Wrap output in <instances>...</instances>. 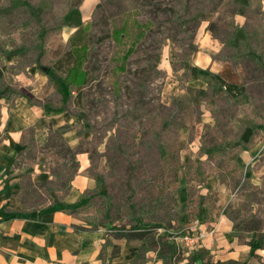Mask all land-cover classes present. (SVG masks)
<instances>
[{
    "label": "rangeland",
    "instance_id": "obj_1",
    "mask_svg": "<svg viewBox=\"0 0 264 264\" xmlns=\"http://www.w3.org/2000/svg\"><path fill=\"white\" fill-rule=\"evenodd\" d=\"M95 2L85 13V0H0V101L65 109L23 133L26 205L52 204L63 196L52 189L70 184L80 162L58 145L67 125L92 163L74 224H98L102 236L78 263L131 264L141 241L119 230L139 224L176 242L175 264H201V227L221 215L240 243L264 244V0ZM80 26L89 81L65 103L59 82ZM250 246L238 259L205 258L264 264V248ZM149 261L164 264L159 250Z\"/></svg>",
    "mask_w": 264,
    "mask_h": 264
},
{
    "label": "crops",
    "instance_id": "obj_2",
    "mask_svg": "<svg viewBox=\"0 0 264 264\" xmlns=\"http://www.w3.org/2000/svg\"><path fill=\"white\" fill-rule=\"evenodd\" d=\"M95 1L85 0V13ZM17 106L16 110L11 111L9 106L0 101V264H80L79 258L90 256L94 248L98 249L96 239L102 237L98 229L78 232L74 214L69 211H47L33 219L10 216L12 213L9 211L24 208L25 195L20 170L26 168L15 166L18 152L23 148V133L39 122L56 123L59 117L47 114L45 108L37 107L24 98ZM63 133L71 147L79 145L77 133L72 130ZM77 157L80 167L65 199L67 203L77 202L93 184V179L87 173L92 164L89 154L81 152ZM26 173H29L28 169ZM34 177L39 180L37 176ZM221 203H225L224 200ZM209 223L201 227L204 228V245L217 258L223 261L238 259L250 252V244L239 242L229 217L221 215Z\"/></svg>",
    "mask_w": 264,
    "mask_h": 264
},
{
    "label": "trees",
    "instance_id": "obj_3",
    "mask_svg": "<svg viewBox=\"0 0 264 264\" xmlns=\"http://www.w3.org/2000/svg\"><path fill=\"white\" fill-rule=\"evenodd\" d=\"M87 34V27L85 26H80L78 27L74 33L73 36L70 38V50L68 51V56L70 57V60L73 61L72 66L67 70V74L64 78L60 79L59 85H60V90H62V94H63V101L65 103H68L71 101L72 99V93L73 90H71L72 86H84L88 83L89 81V72L88 69L85 68L87 61V57H86V50L87 47L85 46V37ZM76 52L78 54H76ZM44 73H47L48 76L51 77V79H54V76L52 75L50 70H46ZM204 92V90H202ZM205 93V92H204ZM49 114H53V115H60L61 113H63L65 111V109L61 108V109H57V110H50L47 109ZM69 130L67 125H62L57 133L59 134L61 140H63V142L61 144H58L59 146H63L62 150L66 152V154H68L69 156L72 157V160H77V155L81 152H88L86 150H81L80 147L76 146V148L71 147L67 140L64 137V133L65 131ZM78 164V163H77ZM79 167H80V163L79 166L77 165V168L75 169L74 173H73V178L70 181V184L67 182H63V184L57 188H53L52 191H59V192H63V196L59 197V198H53L52 196H50V200H55L54 203H50L49 205H45L44 207H41L39 209H35L33 210V208H30L29 206H27V201L26 199L23 201V209H21L20 211H16V210H12L9 211L10 216L13 217H20V216H24L28 219H33L35 217H40L41 214L43 212H47V211H51V212H55V211H68L71 209V213L74 214L76 212V209L78 208V204L80 202V199L75 202V203H67L66 202V197L67 195L70 193V190L72 188V182L75 179L76 175L78 174L79 171ZM46 182L45 181H37L34 183V185L36 187L45 185ZM87 191L83 193V196L86 197L87 195ZM24 195L26 197V193L24 192ZM8 212V211H6ZM94 222V219L91 221V223ZM99 225L96 224L95 226H93V228H87V226L85 225H79L76 226L77 231H84V230H89V231H93L94 229H98ZM151 229H153V227H151ZM150 229V230H151ZM143 230H145V227L140 226L139 224H136L135 226H133V228L131 230H126V229H122L119 230L122 232H125L124 235L127 236L130 239L133 240H140L141 244L139 245L140 250L137 252V255L131 260V264H148L149 261V253L152 252V250H159V259H161L164 264H175L174 263V257L175 255L178 253V251L180 250L179 246L176 244V242H172L169 239H167L166 241L163 240V237H159L156 234H154V232H151V234H146L143 232ZM253 231H255V228H252ZM252 246V251L259 249V248H264V244H254L249 243ZM210 251L205 249V252H202L201 254L197 255L196 252L192 253V258L195 261H199L202 260L201 264H224L223 261H218V262H214L212 259L208 260L205 258L206 254H209ZM115 256H117V254H115Z\"/></svg>",
    "mask_w": 264,
    "mask_h": 264
},
{
    "label": "built area",
    "instance_id": "obj_4",
    "mask_svg": "<svg viewBox=\"0 0 264 264\" xmlns=\"http://www.w3.org/2000/svg\"><path fill=\"white\" fill-rule=\"evenodd\" d=\"M191 241H193V239H191Z\"/></svg>",
    "mask_w": 264,
    "mask_h": 264
}]
</instances>
